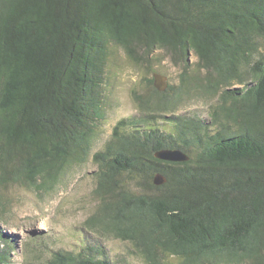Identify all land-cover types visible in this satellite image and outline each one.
<instances>
[{
	"label": "trees",
	"instance_id": "trees-1",
	"mask_svg": "<svg viewBox=\"0 0 264 264\" xmlns=\"http://www.w3.org/2000/svg\"><path fill=\"white\" fill-rule=\"evenodd\" d=\"M113 48L145 66L166 50L181 72L162 92L147 77L139 114L93 152ZM193 92L219 97L212 121L177 114ZM164 148L191 159L156 158ZM90 157L101 202L87 224L147 264H264V0H0V187L49 191ZM130 172L141 193L122 183ZM95 251L30 264H114Z\"/></svg>",
	"mask_w": 264,
	"mask_h": 264
},
{
	"label": "rangeland",
	"instance_id": "rangeland-1",
	"mask_svg": "<svg viewBox=\"0 0 264 264\" xmlns=\"http://www.w3.org/2000/svg\"><path fill=\"white\" fill-rule=\"evenodd\" d=\"M198 58L192 54L190 63L197 70ZM160 72L177 83L181 69L176 66L166 50H158L149 66L134 64L118 48L107 65L103 87L101 115L97 120L92 143L93 152L103 149L110 139L116 122L139 114L133 100V92L147 94V77ZM242 87L235 84L231 88ZM218 96L193 92L177 111L184 116H199L210 122L215 107L220 104ZM163 121V120H161ZM166 123V124H165ZM174 124L164 122L165 133L173 131ZM217 126L210 127L215 132ZM97 164L92 157L83 164H74L63 175L61 181L49 191L36 190L23 185L11 184L0 187V226L5 240L11 243V264L46 262L57 250L76 254L93 253L105 247L108 258L114 264H147L129 241L114 238L92 229L87 219L98 211L99 200L95 194ZM135 172L120 176L122 183L130 190L141 193ZM2 241L3 243H6ZM7 245V243H6ZM164 264H178L173 257L164 258Z\"/></svg>",
	"mask_w": 264,
	"mask_h": 264
},
{
	"label": "water",
	"instance_id": "water-1",
	"mask_svg": "<svg viewBox=\"0 0 264 264\" xmlns=\"http://www.w3.org/2000/svg\"><path fill=\"white\" fill-rule=\"evenodd\" d=\"M154 86L158 91H165L169 87L168 76L160 73L153 72ZM155 157L170 162H187L191 159V156L182 151L181 149L164 148L155 152ZM167 182V177L162 173H157L154 177V183L156 185H162Z\"/></svg>",
	"mask_w": 264,
	"mask_h": 264
},
{
	"label": "bare ground",
	"instance_id": "bare-ground-1",
	"mask_svg": "<svg viewBox=\"0 0 264 264\" xmlns=\"http://www.w3.org/2000/svg\"><path fill=\"white\" fill-rule=\"evenodd\" d=\"M129 118V117H128ZM122 119H127V118H122ZM213 120V119H212ZM211 120V121H212ZM119 121V120H118ZM156 125H158V126H163L164 125V122L163 121H161V119L160 120H157L156 122ZM159 142H160V144H161V141L159 140ZM171 149H181L182 151H184V152H186V153H190V151L191 150H188V151H185V150H183L182 148H171ZM97 151H99V150H97ZM127 164V163H126ZM125 163L123 164V166H125L126 165ZM3 248H5L4 246H3ZM101 248V250L103 251L104 249H105V247H99V249ZM74 253V252H73ZM81 253H83V252H81ZM76 254V253H75ZM106 258H107V251H106ZM113 262V261H112Z\"/></svg>",
	"mask_w": 264,
	"mask_h": 264
},
{
	"label": "clouds",
	"instance_id": "clouds-1",
	"mask_svg": "<svg viewBox=\"0 0 264 264\" xmlns=\"http://www.w3.org/2000/svg\"><path fill=\"white\" fill-rule=\"evenodd\" d=\"M152 77H153V74H152ZM168 80H169V78H168ZM153 82H154V78H153ZM154 84V83H153ZM169 85H170V83H169ZM168 89V88H167ZM166 91V90H165ZM117 123V122H116Z\"/></svg>",
	"mask_w": 264,
	"mask_h": 264
}]
</instances>
